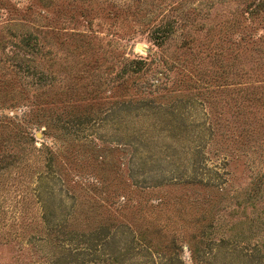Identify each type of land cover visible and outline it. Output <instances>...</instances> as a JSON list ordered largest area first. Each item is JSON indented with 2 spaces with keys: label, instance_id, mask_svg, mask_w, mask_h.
<instances>
[{
  "label": "rangeland",
  "instance_id": "1",
  "mask_svg": "<svg viewBox=\"0 0 264 264\" xmlns=\"http://www.w3.org/2000/svg\"><path fill=\"white\" fill-rule=\"evenodd\" d=\"M0 264H264V0H0Z\"/></svg>",
  "mask_w": 264,
  "mask_h": 264
},
{
  "label": "trees",
  "instance_id": "2",
  "mask_svg": "<svg viewBox=\"0 0 264 264\" xmlns=\"http://www.w3.org/2000/svg\"><path fill=\"white\" fill-rule=\"evenodd\" d=\"M105 229V226H102V227H100V229L98 230V232L100 233V232H102V230H104Z\"/></svg>",
  "mask_w": 264,
  "mask_h": 264
},
{
  "label": "water",
  "instance_id": "3",
  "mask_svg": "<svg viewBox=\"0 0 264 264\" xmlns=\"http://www.w3.org/2000/svg\"><path fill=\"white\" fill-rule=\"evenodd\" d=\"M139 47L142 48V49H144V50L146 49V48H145L144 46H142V45H139Z\"/></svg>",
  "mask_w": 264,
  "mask_h": 264
}]
</instances>
